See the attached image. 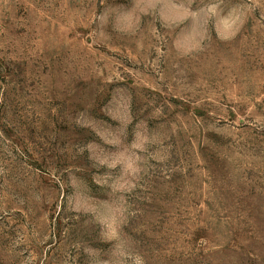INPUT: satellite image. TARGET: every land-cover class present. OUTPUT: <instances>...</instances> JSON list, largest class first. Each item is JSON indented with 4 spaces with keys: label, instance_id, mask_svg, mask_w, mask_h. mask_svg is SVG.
I'll list each match as a JSON object with an SVG mask.
<instances>
[{
    "label": "rangeland",
    "instance_id": "1",
    "mask_svg": "<svg viewBox=\"0 0 264 264\" xmlns=\"http://www.w3.org/2000/svg\"><path fill=\"white\" fill-rule=\"evenodd\" d=\"M0 264H264V0H0Z\"/></svg>",
    "mask_w": 264,
    "mask_h": 264
},
{
    "label": "clouds",
    "instance_id": "2",
    "mask_svg": "<svg viewBox=\"0 0 264 264\" xmlns=\"http://www.w3.org/2000/svg\"><path fill=\"white\" fill-rule=\"evenodd\" d=\"M126 11H130L129 9H126Z\"/></svg>",
    "mask_w": 264,
    "mask_h": 264
}]
</instances>
